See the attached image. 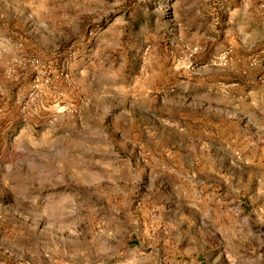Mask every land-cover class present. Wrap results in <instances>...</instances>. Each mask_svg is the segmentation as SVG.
Returning <instances> with one entry per match:
<instances>
[{"label":"rangeland","instance_id":"1","mask_svg":"<svg viewBox=\"0 0 264 264\" xmlns=\"http://www.w3.org/2000/svg\"><path fill=\"white\" fill-rule=\"evenodd\" d=\"M207 216L264 264V0H0V264H190Z\"/></svg>","mask_w":264,"mask_h":264},{"label":"crops","instance_id":"2","mask_svg":"<svg viewBox=\"0 0 264 264\" xmlns=\"http://www.w3.org/2000/svg\"><path fill=\"white\" fill-rule=\"evenodd\" d=\"M212 219V217L207 216V218L204 219V223L200 224V233L196 235V250L191 252L190 264H210L212 260L216 259V255H218L217 260L221 261L223 259L220 250L216 248V243L214 241L209 242L206 237L205 232L213 227L211 223ZM127 249L129 253L127 264H130V245L127 246ZM180 264H188V262L183 257Z\"/></svg>","mask_w":264,"mask_h":264}]
</instances>
